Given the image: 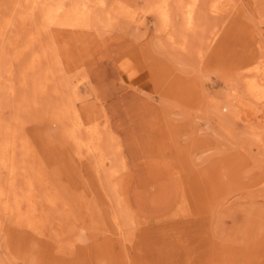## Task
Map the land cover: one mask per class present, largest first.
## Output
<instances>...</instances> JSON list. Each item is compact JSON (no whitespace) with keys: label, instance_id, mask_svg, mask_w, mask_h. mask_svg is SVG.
<instances>
[{"label":"rangeland","instance_id":"obj_1","mask_svg":"<svg viewBox=\"0 0 264 264\" xmlns=\"http://www.w3.org/2000/svg\"><path fill=\"white\" fill-rule=\"evenodd\" d=\"M30 1L0 0V264H264V0Z\"/></svg>","mask_w":264,"mask_h":264},{"label":"bare ground","instance_id":"obj_2","mask_svg":"<svg viewBox=\"0 0 264 264\" xmlns=\"http://www.w3.org/2000/svg\"><path fill=\"white\" fill-rule=\"evenodd\" d=\"M33 1V2H32ZM32 1H30V3H34V4H36V6H38L37 4H38V2H40V0H32ZM43 1V0H42ZM51 1H54V0H51ZM63 0H58V2L57 3H59V2H62ZM67 1H69L70 2V0H67ZM169 1V0H168ZM222 1V0H221ZM224 1V0H223ZM23 2V1H22ZM75 2V1H74ZM104 2V1H103ZM160 2H161V0H160ZM160 2H158L157 1V3H160ZM164 2H166V1H164ZM216 2V1H215ZM218 2L220 3V0H218ZM225 2V1H224ZM224 2H221V4H223ZM56 3V4H57ZM68 3V2H67ZM78 3V2H77ZM71 4V3H70ZM106 4H108V3H106ZM17 5H19V4H17ZM21 5V4H20ZM22 5H24L23 7H25V3L23 2L22 3ZM21 5V6H22ZM27 5V4H26ZM30 5V4H29ZM43 5V4H42ZM54 5V4H53ZM64 5V4H63ZM160 5V4H159ZM168 5V4H167ZM171 4H169V6H170ZM224 5V4H223ZM162 6V5H161ZM161 6H160V8H161ZM27 7V6H26ZM25 7V8H26ZM31 7V6H30ZM51 7V6H50ZM86 7V6H85ZM172 7V6H171ZM222 7V6H221ZM225 7V6H224ZM20 8V7H19ZM38 8H40V5H39V7ZM37 8V9H38ZM61 8H63V7H61ZM64 8H66V7H64ZM62 9V10H65V9ZM158 8V7H157ZM156 8V9H157ZM185 8H187V6L185 7ZM226 8V7H225ZM24 9V8H23ZM32 9L34 10V7H32ZM36 9V10H37ZM44 9V8H43ZM42 8L40 9V10H43ZM53 9V8H52ZM56 9V8H55ZM59 9V8H58ZM109 9V8H108ZM162 9V8H161ZM165 9H169L168 7H165ZM158 10V9H157ZM156 10V11H157ZM190 10V9H189ZM211 10H213V12H215V13H219L222 9H220V7H219V4L218 3H216V4H214L213 6H212V8H211ZM224 10V9H223ZM26 11H27V9H26ZM45 11V10H44ZM66 11V10H65ZM106 11V10H105ZM167 11V10H166ZM185 11H186V9H185ZM22 12V11H21ZM48 12V11H47ZM61 12V11H60ZM160 12V11H159ZM162 12V11H161ZM170 12V11H169ZM33 13V12H32ZM62 13H64V11L62 12ZM27 14H29V13H26V15ZM164 14V13H163ZM166 14H168L167 12H166ZM192 14V13H191ZM223 14V13H222ZM161 16V15H160ZM170 15H168V17H169ZM30 17V16H29ZM52 17V16H51ZM163 18H164V15H163ZM170 18V17H169ZM173 18V17H172ZM31 19L32 18H28V16H27V20L26 21H24L23 23H22V26H23V28L25 27H27L28 25H29V23L31 22ZM194 19L195 18H193V21H194ZM11 21V20H10ZM101 22V21H100ZM13 23H14V21H13ZM174 23V22H173ZM10 24V23H9ZM12 24V23H11ZM10 24V25H11ZM16 25H17V22H16ZM19 25V24H18ZM45 25V24H44ZM164 25V23L162 24V26ZM169 25H172L171 23L169 24ZM168 25V27H170ZM41 27H42V25H41ZM44 27V26H43ZM46 27V26H45ZM6 28V27H5ZM29 29V28H28ZM41 29V28H40ZM45 29V28H44ZM55 29V28H54ZM72 29V28H71ZM15 30V29H14ZM65 30V29H64ZM48 31V30H47ZM55 31V30H54ZM42 32H43V30H42ZM64 32H68V31H64ZM167 32V31H166ZM216 32V31H215ZM6 34V33H5ZM43 34V33H42ZM173 33H171V32H169V35L167 36V38L169 39V40H171L172 41V37L171 36H174V35H172ZM177 35V34H176ZM2 36V35H1ZM216 36V34L213 36V38ZM177 36H175V38H176ZM261 37V36H260ZM31 38V37H30ZM57 38V37H56ZM212 38V39H213ZM264 37H261V39H263ZM3 40V39H2ZM258 42V41H257ZM211 43V42H210ZM181 44V43H180ZM181 46V45H180ZM48 47V46H47ZM50 47V46H49ZM46 49V48H45ZM44 49V50H45ZM52 49V48H51ZM48 51V50H47ZM45 52H46V50H45ZM51 52H53V50H51L50 51V54H51ZM40 53V52H39ZM47 53H49V52H47ZM54 53V52H53ZM37 54V53H36ZM43 54H45V53H43ZM43 54H41V56L43 55ZM57 54V53H56ZM40 56V57H41ZM47 58H49L48 56H47ZM56 58L57 57H55V60H56ZM41 59V58H40ZM58 59H59V57H58ZM58 59H57V61H58ZM43 60V59H42ZM57 61H56V63H57ZM37 62V61H36ZM59 62H60V60H59ZM63 63V62H62ZM53 64H55V62L53 63ZM58 64V63H57ZM248 64V63H247ZM5 65V64H4ZM51 66H52V63H51ZM48 69H49V67H47ZM248 68H249V66H248ZM260 68V67H259ZM51 69V68H50ZM253 69H254V67H253ZM257 70V69H256ZM256 70H254V71H256ZM259 70V69H258ZM261 70V69H260ZM27 70H25L24 72H26ZM253 71V70H252ZM251 71V72H252ZM262 71H263V69H262ZM23 72V73H24ZM46 72V71H45ZM259 72H261V71H259ZM22 73V74H23ZM27 74H28V72H26ZM26 73H24L25 74V78H27V75H26ZM50 73V72H49ZM53 73V72H52ZM246 73V72H245ZM248 73V72H247ZM246 73V74H247ZM256 73V72H255ZM258 73V72H257ZM256 73V74H257ZM23 74V75H24ZM46 74V73H45ZM55 74V73H54ZM261 74V73H260ZM253 75V74H252ZM262 75V74H261ZM248 76V75H247ZM258 76H259V74H258ZM29 77V76H28ZM23 78V77H22ZM43 78H44V75H43ZM48 78H49V75H48ZM256 78V77H255ZM259 78H260V76H259ZM39 79H41V77H39ZM50 79V78H49ZM239 79V78H238ZM5 80V79H4ZM42 80V79H41ZM20 81V80H19ZM23 81V80H22ZM24 83H27L26 81H23ZM7 88V87H6ZM245 89H246V92H247V94L249 95V96H251L252 98H254V99H256L257 101H259V100H261V99H263L264 98V78H262V80H252V81H249L248 83H246V85H245ZM7 90H8V88H7ZM34 90H36L35 89V87H34ZM33 90V91H34ZM59 90V89H58ZM75 95V94H74ZM76 96L78 97V95L76 94ZM236 97H238L237 95H236ZM235 97V99H237ZM74 98H75V96H74ZM239 100V99H238ZM237 100V101H238ZM65 101V100H64ZM73 101V100H72ZM76 102H74L73 103V110L74 111H72V113H70V114H68V115H65V114H63V117H64V115H65V117L64 118H68L70 121H71V123H72V129H75L74 131L75 132H77V133H68L67 135H63L62 136V139L63 140H65V142H67L68 140H72L73 142H74V144L76 145V147H78L77 149H76V151H75V154H76V158L77 159H81L82 157H84V153H83V150H82V148L83 147H88V148H86L85 150L87 151V150H89V151H94L95 150V148H92V144H91V138L93 137L94 139H95V141H96V139H97V144H98V146H99V143H98V141H99V139H100V137H101V135L99 134V135H91L90 137H88V140L86 141V140H84L85 138L83 137V142H82V140L80 139L81 137H80V135H79V129L80 130H82V129H86V131L88 132V135H89V133L91 134H93V132H95V134H96V131L95 130H97V129H95L94 127H92V123L90 124V122H89V120H87L88 118H87V115H86V110L84 109V112L83 111H81V109L80 108H78V101L77 100H75ZM241 101V100H240ZM239 104H240V102H239ZM237 105V104H236ZM66 106V105H65ZM69 109H70V107H69ZM241 109V108H240ZM61 113H63L62 111H60ZM68 113V112H67ZM261 118L260 119H262V121H264V114L263 113H261ZM260 116H255V118H258V117H260ZM86 118V119H85ZM57 120H58V118H57ZM68 120V121H69ZM86 120V121H85ZM250 120V119H249ZM56 121V120H55ZM62 121V120H61ZM66 121V120H65ZM47 123H48V121H47ZM67 126V125H66ZM69 127V126H68ZM70 128V129H71ZM22 130H24L23 128H22ZM69 131V130H68ZM103 131H104V129H103ZM98 132V131H97ZM23 133V132H22ZM87 135V134H86ZM85 135V136H86ZM25 137V136H24ZM14 138V141H15V137H13ZM18 138V137H17ZM86 138H87V136H86ZM90 140V141H89ZM12 139H11V144L13 145V147H14V143H15V146H16V142L17 141H15L14 142ZM24 141V145L23 146H25V147H29V151H28V154L29 155H36V152H37V150H36V145L34 144V143H32V142H30V140H28V139H24L23 140ZM94 141V142H95ZM8 142V141H7ZM12 142H14V143H12ZM9 143V144H10ZM102 143V142H101ZM10 144V145H11ZM96 144V143H95ZM5 145V144H4ZM3 145V146H4ZM74 145V146H75ZM101 145V144H100ZM83 146V147H82ZM2 147V146H1ZM100 147V146H99ZM104 147V146H103ZM98 148V147H97ZM104 149V148H103ZM99 150V149H98ZM24 154H25V152H24ZM103 154V153H102ZM6 155V154H5ZM89 156V155H88ZM40 157V156H39ZM38 157V158H39ZM1 158V157H0ZM3 158V157H2ZM1 158V159H2ZM94 158V157H93ZM4 159V158H3ZM5 160V159H4ZM9 160V159H8ZM7 160V161H8ZM29 160V159H28ZM27 160V161H28ZM37 160H39V162L41 163V164H43V161H40V160H43L41 157L39 158V159H37ZM5 162V161H4ZM3 162V163H4ZM29 162H31V161H29ZM13 164H14V162H12ZM6 164H7V162H6ZM104 164V163H103ZM5 165V164H4ZM9 165V164H8ZM7 165V166H8ZM30 165V164H29ZM34 165V164H33ZM32 164H31V166L34 168V166H33ZM80 165V164H79ZM11 166V165H10ZM104 166V165H103ZM9 167V166H8ZM14 167H16V166H13V168ZM35 169H33V172H34V177L35 178H38L37 179V182L38 183H42V182H45L44 181V179L43 178H41L42 177V175H44L45 174V169L44 168H41V167H39V168H37V166L35 165ZM102 167V166H101ZM106 167V166H105ZM104 167V168H105ZM10 168V167H9ZM31 168V167H30ZM25 170V169H24ZM95 170H96V168H95ZM29 171V170H28ZM17 172V171H16ZM31 172V171H30ZM32 173V172H31ZM97 173V172H96ZM14 174V173H13ZM30 175V174H29ZM12 176V175H11ZM13 178H15V174H14V177ZM99 179V178H98ZM51 181V180H50ZM44 185H47V184H44ZM49 185V184H48ZM15 187V186H14ZM25 189V188H24ZM1 190V189H0ZM57 190V189H56ZM2 191V190H1ZM33 191V190H32ZM23 192V191H22ZM39 193H41V192H39ZM48 194V193H47ZM46 194V195H47ZM78 194V199H77V201H78V203H82L83 201H85V198L87 197V194L85 193V191L83 192V191H81L80 193H77ZM10 195H11V193H10ZM41 195H42V193H41ZM50 195V194H49ZM33 196V195H32ZM9 198H11L10 196H8ZM26 197V196H25ZM76 197V196H75ZM20 198V197H19ZM55 198V197H54ZM34 199H36V197L34 198ZM46 199V198H45ZM45 199H43L45 202H46V200ZM16 200V199H15ZM48 200H50V198L48 199ZM37 201V200H36ZM39 202V201H38ZM55 202V201H54ZM57 202V201H56ZM21 203V202H20ZM20 203H19V205H20ZM49 203V202H48ZM53 204H55V203H53ZM58 204V203H57ZM65 205V204H64ZM63 205V206H64ZM86 205V204H85ZM37 206V205H36ZM34 204H32V206L29 208V210L27 211V212H25V216H24V218L27 220V223H34L35 222V220L37 219L38 220V218H39V214H38V211H37V207H36ZM67 206V205H66ZM69 206V205H68ZM11 207V206H10ZM52 207V206H51ZM82 207H84V206H82ZM20 208H21V205H20ZM48 208V207H47ZM9 209V208H8ZM14 210V209H13ZM20 210V209H19ZM68 210H70V208L68 209ZM80 210H81V208H80ZM50 211H52V210H50ZM68 212V211H67ZM52 213V212H51ZM51 213L50 214H48V215H51ZM23 215V214H22ZM117 215V214H116ZM43 216H45V214L43 215ZM52 216V215H51ZM53 216H55L54 214H53ZM45 217H47V215L45 216ZM49 218V217H48ZM53 218V217H52ZM42 219V218H41ZM45 219V218H44ZM39 221V220H38ZM37 221V222H38ZM42 221V220H41ZM36 226V225H35ZM69 228V227H68ZM76 230V229H75Z\"/></svg>","mask_w":264,"mask_h":264}]
</instances>
